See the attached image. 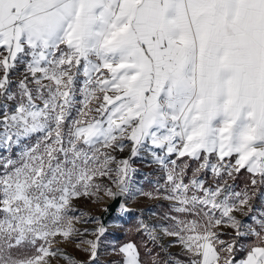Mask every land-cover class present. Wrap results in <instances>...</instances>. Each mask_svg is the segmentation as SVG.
Returning a JSON list of instances; mask_svg holds the SVG:
<instances>
[{
    "label": "snow or ice",
    "instance_id": "obj_1",
    "mask_svg": "<svg viewBox=\"0 0 264 264\" xmlns=\"http://www.w3.org/2000/svg\"><path fill=\"white\" fill-rule=\"evenodd\" d=\"M0 264H264V0H0Z\"/></svg>",
    "mask_w": 264,
    "mask_h": 264
}]
</instances>
